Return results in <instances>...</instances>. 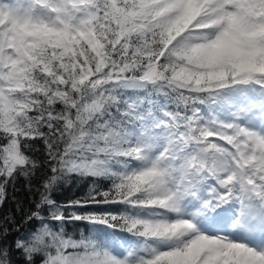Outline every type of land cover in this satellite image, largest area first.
Listing matches in <instances>:
<instances>
[{
	"label": "snow or ice",
	"instance_id": "snow-or-ice-1",
	"mask_svg": "<svg viewBox=\"0 0 264 264\" xmlns=\"http://www.w3.org/2000/svg\"><path fill=\"white\" fill-rule=\"evenodd\" d=\"M21 177L0 264H264V0H0V205Z\"/></svg>",
	"mask_w": 264,
	"mask_h": 264
},
{
	"label": "trees",
	"instance_id": "trees-1",
	"mask_svg": "<svg viewBox=\"0 0 264 264\" xmlns=\"http://www.w3.org/2000/svg\"><path fill=\"white\" fill-rule=\"evenodd\" d=\"M33 155L38 161L43 160V145L42 143H37L33 148ZM43 169H41L40 174H43ZM36 188V181H33V187L30 191L26 187V181L23 177L19 178L13 188L11 185L7 188V200L3 205H0V217L14 213L17 220L21 218L20 208L24 211H28L32 205V200L34 199V193ZM105 190L106 183L98 179H88V178H74L70 179L67 183L62 184L56 191L55 197L58 202L66 203L70 200H79L86 197L92 189ZM106 207L104 205L93 206L98 212L103 211ZM114 209L115 206H112ZM92 210V209H89ZM78 224V222H77ZM82 230V226H75L69 224L68 233L78 235Z\"/></svg>",
	"mask_w": 264,
	"mask_h": 264
}]
</instances>
